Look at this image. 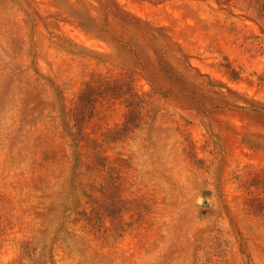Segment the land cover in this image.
I'll list each match as a JSON object with an SVG mask.
<instances>
[{"label":"rangeland","instance_id":"1","mask_svg":"<svg viewBox=\"0 0 264 264\" xmlns=\"http://www.w3.org/2000/svg\"><path fill=\"white\" fill-rule=\"evenodd\" d=\"M0 264H264V0H0Z\"/></svg>","mask_w":264,"mask_h":264}]
</instances>
